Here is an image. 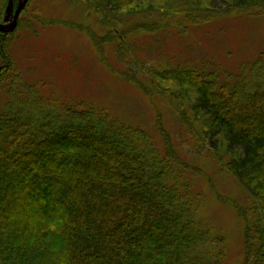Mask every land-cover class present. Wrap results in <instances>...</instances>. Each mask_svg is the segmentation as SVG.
I'll return each instance as SVG.
<instances>
[{
  "label": "trees",
  "instance_id": "trees-1",
  "mask_svg": "<svg viewBox=\"0 0 264 264\" xmlns=\"http://www.w3.org/2000/svg\"><path fill=\"white\" fill-rule=\"evenodd\" d=\"M66 1L111 30L120 55L129 37L163 27L165 18L155 15H208L199 13L204 0ZM206 1L216 10L264 14V0ZM0 34L2 42L9 33ZM5 49L0 45V264H225V237L207 222L205 197L195 189L192 173L203 172L176 152L161 117L162 156L145 130L103 108L42 98L20 82ZM144 68L142 77L122 74L138 87L145 79L157 84L179 118L183 143L205 147L239 185L248 203L230 204L242 220L243 264H264V64L242 81L204 64Z\"/></svg>",
  "mask_w": 264,
  "mask_h": 264
},
{
  "label": "rangeland",
  "instance_id": "rangeland-1",
  "mask_svg": "<svg viewBox=\"0 0 264 264\" xmlns=\"http://www.w3.org/2000/svg\"><path fill=\"white\" fill-rule=\"evenodd\" d=\"M23 1L0 0V23L10 24ZM206 2L199 4V13H208L204 21L201 16L191 17L192 21L181 15H155L165 18L163 27L129 37L124 42L126 53L120 55L114 34L82 4L27 0L17 27L4 41L0 39V45L6 48L20 82L35 87L42 98L58 106L73 102L103 108L112 117L145 130L160 156L165 151L155 123L161 117L176 152L189 166L203 172L192 173L195 189L205 197L202 206L207 222L225 237V264H243L242 220L230 202L246 206V195L219 172L205 155V147L198 150L183 143L179 118L167 105L165 94L157 91V84L145 79V85L138 87L122 74L142 77L144 67L167 61L172 66L204 64L242 81L255 63L257 67L264 64V14L223 11L226 6L216 10ZM159 84L167 92L175 90L171 83ZM4 101L5 94L0 91V107Z\"/></svg>",
  "mask_w": 264,
  "mask_h": 264
},
{
  "label": "water",
  "instance_id": "water-1",
  "mask_svg": "<svg viewBox=\"0 0 264 264\" xmlns=\"http://www.w3.org/2000/svg\"><path fill=\"white\" fill-rule=\"evenodd\" d=\"M26 2H27V0H24L22 3L18 4L10 24L5 25V24H1L0 23V32L1 33L7 34V33L12 32L16 28L19 14L22 11V9H23V7H24Z\"/></svg>",
  "mask_w": 264,
  "mask_h": 264
}]
</instances>
